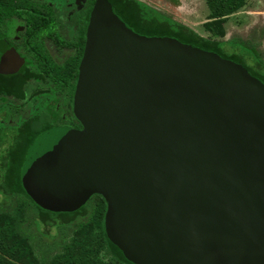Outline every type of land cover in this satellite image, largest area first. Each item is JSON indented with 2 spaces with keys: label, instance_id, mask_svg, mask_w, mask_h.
<instances>
[{
  "label": "water",
  "instance_id": "water-1",
  "mask_svg": "<svg viewBox=\"0 0 264 264\" xmlns=\"http://www.w3.org/2000/svg\"><path fill=\"white\" fill-rule=\"evenodd\" d=\"M23 59L9 49L0 73ZM73 114L26 158L28 192L55 212L92 196L132 264H264V84L216 53L134 33L95 0Z\"/></svg>",
  "mask_w": 264,
  "mask_h": 264
},
{
  "label": "trees",
  "instance_id": "trees-1",
  "mask_svg": "<svg viewBox=\"0 0 264 264\" xmlns=\"http://www.w3.org/2000/svg\"><path fill=\"white\" fill-rule=\"evenodd\" d=\"M22 1L21 4H15L13 0H0V30H5V20L12 15L25 19L27 32L23 35L22 45L24 50L31 54L19 72L7 76L0 75V214L7 216L13 210L17 218L15 226L21 234L31 242H40L37 243L39 247L45 249L41 239L53 238L50 230L54 226L60 230L76 218H83L88 202L71 213L51 210L44 202L34 198L25 187V162L35 141L52 129L59 128L52 124L50 115L46 112V108L53 101L51 95L67 89L70 93L67 104L72 113V94L78 74V61L83 52L84 37L94 0H87L82 8H76L74 0H44L42 3ZM108 1L114 14L134 33L145 37H170L183 44L216 53L224 59L242 65L249 74L264 84V67H259L257 60V68L247 64L245 56H251L249 51L241 49L239 53H227L223 48L224 42L203 38L187 26L162 16L155 9L137 0ZM47 2L52 3V6ZM228 2L229 10H223L213 18H223L240 7L236 0ZM208 6L212 11L215 9L209 2ZM59 17H64L66 22H62ZM73 26L76 35H72V38L59 34V28L69 29L72 33ZM41 31L51 33L50 37L54 40L58 54L63 55L64 61L56 62L50 59L49 55L42 54L41 45L32 48V40H35ZM72 50L76 55L71 53ZM33 58H36L37 62L31 66ZM30 84L35 85L34 90H29ZM34 98H37L36 101ZM24 112L28 114L24 115ZM93 197L99 198L103 204L99 224L106 250L114 258L113 261L132 264L106 237V203L99 195L91 198ZM79 221L77 225L82 227L83 223Z\"/></svg>",
  "mask_w": 264,
  "mask_h": 264
},
{
  "label": "rangeland",
  "instance_id": "rangeland-1",
  "mask_svg": "<svg viewBox=\"0 0 264 264\" xmlns=\"http://www.w3.org/2000/svg\"><path fill=\"white\" fill-rule=\"evenodd\" d=\"M79 1L82 4L84 0ZM143 1L167 18L181 16L165 4L168 0ZM228 1L183 0L190 10V14L186 15L191 21L188 28L201 37L224 42L223 48L227 53H239L241 49L249 51L251 56H245L247 64L257 68V60L259 67H264V0H236L240 4L237 10L230 11L223 18H213L221 11L229 10ZM208 2L215 8L213 11ZM76 3L80 7L78 0ZM29 90H34V86ZM46 112L50 113L52 122L63 123L68 117L63 96H55ZM27 114L24 112V115ZM102 207L99 198H91L83 218H76L61 227V231L54 226L50 230L54 237L41 239L45 249L39 247L40 242H31L21 234L15 226L17 218L13 210L7 216L0 214V264H120L110 258L102 238L99 224ZM78 221L83 223L82 227H78Z\"/></svg>",
  "mask_w": 264,
  "mask_h": 264
},
{
  "label": "flooded vegetation",
  "instance_id": "flooded-vegetation-1",
  "mask_svg": "<svg viewBox=\"0 0 264 264\" xmlns=\"http://www.w3.org/2000/svg\"><path fill=\"white\" fill-rule=\"evenodd\" d=\"M30 1L34 2V3H42L44 0H30ZM86 1L87 0L82 1L83 3L81 4V1L78 0V4H80V7L77 6V3H76L77 0H74L73 4L76 6V8L77 7L82 8L85 5ZM13 2H15V4H17V3L21 4V2H23V1L22 0H13ZM94 2H95V0H94ZM94 2H93V5H94ZM47 3L50 6H52V3H50V2H47ZM93 5L91 7V10L93 8ZM67 6H71V4H67ZM90 13H91V11H90ZM59 18H60V20H62V22H66L64 20V17H59ZM88 23H89V19H88ZM3 27L5 28V30H3V31L0 30V59L2 58L3 54L5 52H7L9 49H13L19 55V57L23 59V63L17 68V70L15 72L10 73V74L0 73V75L7 76V75L16 74L17 72H19V70H21L22 67L25 65L26 60L30 59L29 57L31 56V54L29 51H25L23 48V45H22L23 35L27 32V23H26L25 19H23L17 15H12L10 18L5 20ZM75 30H76L75 26H73L72 33L69 31V29H66V28L60 29L59 28V34H62L65 38H72V35H76ZM86 31H87V29H86ZM18 34L20 36H18ZM38 34H39L38 37L36 36V39L32 40V44H33L32 48H33V46L34 47H37V46L40 47V45H41L43 47L42 54L45 53L47 56L49 55L50 56L49 58L52 60H55L56 62L64 61L63 55L58 54L57 47L54 43V40L52 37H50L51 33H49V31H41ZM85 37H86V33H85ZM85 37H84V43H85ZM53 49H54V51H51ZM83 49H84V47H83ZM65 51H67V50H65ZM71 53L74 54L73 50ZM71 53H69V55H71ZM74 55H76V52ZM81 56H80V58H81ZM80 58H79V61H80ZM32 60L33 61L31 62V66H34V64L37 62V60H36V58H33ZM79 61H78V65H79ZM76 79H77V76H76ZM75 85H76V80H75ZM31 86H34V89H35L34 84H30L28 88H30ZM74 90H75V88H74ZM57 95L63 96V101H64L65 108H66V114L68 117L63 123H60V124L52 122V119H51L52 124L57 125L59 128H71V129H78V130L81 129L80 123L76 120V118L73 114V95H74V92L72 94V113H71L69 105L67 104V101L69 100V97H70L69 91L67 89H64V91H62L59 94H55V93L52 94L51 95L53 97L52 103L54 102L55 96H57ZM36 99L37 98H34V100H36ZM52 103H50V106L52 105ZM48 107L46 109H48ZM48 114L50 115V113H48ZM50 118H51V115H50ZM59 128H54V129H59ZM110 258L112 260H114V258L111 255H110Z\"/></svg>",
  "mask_w": 264,
  "mask_h": 264
},
{
  "label": "crops",
  "instance_id": "crops-1",
  "mask_svg": "<svg viewBox=\"0 0 264 264\" xmlns=\"http://www.w3.org/2000/svg\"><path fill=\"white\" fill-rule=\"evenodd\" d=\"M139 2H142L144 4H147L148 6H150L148 3H145V1L143 0H137ZM150 2H152L151 0H149ZM155 1H158V0H154ZM168 3H165L167 6H169V8L172 10V11H176L178 13V16L179 14L181 15L180 17H177L176 19L175 18H169V19H172L176 22H179L185 26H189L188 22H191L189 21L188 19V14H190V10L188 7H186L183 3V0H168L167 1ZM152 7V6H150ZM154 9V8H153ZM182 14L184 17H182ZM187 15V16H186ZM203 38H207L206 36H204ZM214 39V38H213ZM216 40V39H215Z\"/></svg>",
  "mask_w": 264,
  "mask_h": 264
}]
</instances>
